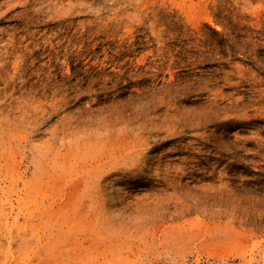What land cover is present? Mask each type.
Instances as JSON below:
<instances>
[{
	"label": "rangeland",
	"instance_id": "rangeland-1",
	"mask_svg": "<svg viewBox=\"0 0 264 264\" xmlns=\"http://www.w3.org/2000/svg\"><path fill=\"white\" fill-rule=\"evenodd\" d=\"M0 264H264V0H0Z\"/></svg>",
	"mask_w": 264,
	"mask_h": 264
}]
</instances>
